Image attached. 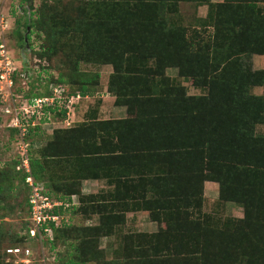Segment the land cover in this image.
<instances>
[{
	"label": "rangeland",
	"instance_id": "rangeland-1",
	"mask_svg": "<svg viewBox=\"0 0 264 264\" xmlns=\"http://www.w3.org/2000/svg\"><path fill=\"white\" fill-rule=\"evenodd\" d=\"M0 53V264H264V162L249 166L264 155V0H0ZM238 63L261 73L244 120L219 93L246 80ZM53 88L71 104L20 138L17 107ZM104 93L124 120L70 121ZM235 121L240 147L205 143ZM21 144L33 185L70 195L46 243L23 236Z\"/></svg>",
	"mask_w": 264,
	"mask_h": 264
},
{
	"label": "trees",
	"instance_id": "trees-1",
	"mask_svg": "<svg viewBox=\"0 0 264 264\" xmlns=\"http://www.w3.org/2000/svg\"><path fill=\"white\" fill-rule=\"evenodd\" d=\"M23 1L24 2H29L31 0H23ZM28 28H34L35 31H40L41 33L44 32L43 27L42 28H36V22H31L28 25ZM43 35H44V33H43ZM231 64L232 63H230L229 66L227 65L226 68L232 67ZM242 66L243 65L241 63H238L237 66H233V69L235 71H239L241 73V78L242 79H246L244 81V83L238 84L236 86V88H234V87L226 88V87H224L223 84H221L222 85L221 86L222 90L219 91L220 100L222 101V103L223 104L226 103L225 105H229V106L231 105L232 109H234L239 114L240 120H244V119H247V118L255 115V114H253L254 112L250 113V112H248L247 109L250 108L251 106L255 105L254 101H256V99H254L252 97H249V96H247L245 94L244 87H242V86H247V85L253 86V85H256V83H259L258 78H259V76L261 74V73H249V71H247L248 68H243ZM86 94H87L86 87L81 85V87L79 88V95L78 96L85 97ZM49 95H50V92H49V94H46L44 96H40L38 94H32V95H29L30 97L28 99L45 97V96H49ZM69 97H70V95L68 97H66V98H69ZM116 98H117V96H116ZM233 103H235V104H233ZM64 104H65V101H62V106L61 107L54 106L52 108L43 109V111L45 112L44 116L46 114H48V113L50 115H53L56 112H61V116H62L63 113H64V112H62L63 111L62 107L64 106ZM114 104H117L116 100L114 101ZM235 105H236L237 108L235 107ZM128 114H129V112L127 110V116H128ZM188 115L189 116L192 115V109L191 108L188 111ZM187 118H189V117L187 116ZM116 123L118 124V122H116ZM101 124L102 125H106L108 123H101ZM36 126H34L33 128L35 129ZM244 128H245L244 123L240 124L239 121H235V123L226 122V124L224 126L221 123H217L214 126V130L213 131H215V135H214V138H213L212 142L210 140L207 142V140H206L205 143H209L211 146L223 145V146L229 147L231 149H232V147H240V145L235 141L234 137L236 136L238 131H245ZM30 129H32V128H29V130ZM29 130H27V131H29ZM57 134H61V131L60 130H53L52 131L53 137L56 136ZM251 149H253V147ZM250 160H252V161L249 164V166H251V165L254 166L256 163L259 166H262L263 165L262 163L264 162V155H262V153L261 154H257V156H255L254 158H251ZM247 163H248V161L246 163H244L242 160H239V161H236V163H234V164L237 165V171L239 173H241V172L242 173L243 172L244 173H249L250 172V174H252V171H251L250 168H249V170L245 169V166H248ZM35 173L37 174L38 171L36 170ZM252 176H254V174H252ZM235 178L236 177L234 176V179ZM23 180H24V174L21 176V181L23 182ZM48 192H49V194L47 193V195L49 197H51L50 196L51 192L50 191H48ZM53 196H54V199H56V201L58 200L60 202V201L66 200V202H69L68 200H69V196L70 195L69 196L66 195V197H64V196L57 197L55 195H53ZM62 197H64V198H62ZM50 199L54 200L52 197ZM27 201H28V199H27ZM28 208H29V205H27V210H28ZM59 210H60V208L54 209L53 213L57 214V213H59ZM31 227H32V225H31V223L29 221V217H28V219L26 221V224L24 226V230H25V234L23 235L24 237H26V236L29 237L28 236V230ZM48 227L50 228L52 233L53 232L54 233L58 232L60 230L59 228H61L60 226L59 227L54 226V224H52V223L48 224ZM30 239L36 240V241L37 240H41L42 242L46 243L45 236H43V235H40V237H38L36 235V236H34V237L30 238Z\"/></svg>",
	"mask_w": 264,
	"mask_h": 264
},
{
	"label": "built area",
	"instance_id": "built-area-1",
	"mask_svg": "<svg viewBox=\"0 0 264 264\" xmlns=\"http://www.w3.org/2000/svg\"><path fill=\"white\" fill-rule=\"evenodd\" d=\"M0 57L3 58L4 56L0 53ZM6 61V58L4 59V61H0V80L5 79V81L8 83V86H10L11 80H9L8 78L9 71L7 70ZM59 94L60 91H58V89L56 88H53L49 96L26 99L20 103V105L17 107V111H15L13 114V129L18 132L20 138L25 136L28 125L40 126V124L38 123L39 120L37 119H39V117L45 113L43 109L52 108L56 103L62 101H65V104H69L73 97L71 96L70 98H60ZM5 112L8 113L7 110H5ZM25 147L26 145L21 144L20 168L23 169L27 174L24 177V181L25 184L30 187V195L28 198V213L29 221L32 227L29 228L28 235L31 238L36 235L38 237H40V235L47 236L48 233H51L48 224L52 223L54 224V226H56L58 223V216L57 214L53 213V210L56 208L64 209V203L56 200H51L47 193L42 192L41 188L33 185L29 177L27 150L25 149ZM64 205L66 206V204ZM7 253L12 255H19L20 251L17 249H11L8 250ZM23 255L27 256V251H24ZM21 262L27 263L25 259L21 260Z\"/></svg>",
	"mask_w": 264,
	"mask_h": 264
},
{
	"label": "crops",
	"instance_id": "crops-1",
	"mask_svg": "<svg viewBox=\"0 0 264 264\" xmlns=\"http://www.w3.org/2000/svg\"><path fill=\"white\" fill-rule=\"evenodd\" d=\"M113 102L114 99L107 96L105 93L101 94L96 99L88 98L87 102H82L76 108L74 107V113H71L70 121H83V119L87 117L86 115H90L92 112L98 121L124 120L126 118L125 108L115 105ZM92 103H96V105L94 107H89ZM91 108H93V111H91ZM100 187L107 188V185L100 181L91 180L89 183L86 182L83 184V191L88 193H97ZM71 203V207H73L72 205H74V200L71 199Z\"/></svg>",
	"mask_w": 264,
	"mask_h": 264
}]
</instances>
